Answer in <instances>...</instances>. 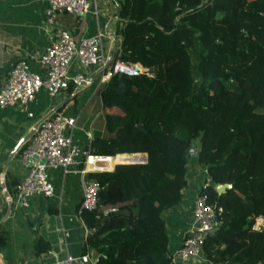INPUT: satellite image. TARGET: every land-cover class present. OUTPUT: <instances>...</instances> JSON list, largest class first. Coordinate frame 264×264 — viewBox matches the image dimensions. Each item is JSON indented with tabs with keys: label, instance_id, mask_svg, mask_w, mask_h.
I'll return each instance as SVG.
<instances>
[{
	"label": "trees",
	"instance_id": "1",
	"mask_svg": "<svg viewBox=\"0 0 264 264\" xmlns=\"http://www.w3.org/2000/svg\"><path fill=\"white\" fill-rule=\"evenodd\" d=\"M125 1L120 57L154 75L115 73L97 89L104 132L89 152L124 162L90 172L98 264H175L163 214L182 197L195 143L219 221L202 244L209 264H264V230L252 228L264 215V0ZM134 153L147 160L126 163ZM218 183L232 186L218 194ZM48 248L35 241L37 254Z\"/></svg>",
	"mask_w": 264,
	"mask_h": 264
},
{
	"label": "crops",
	"instance_id": "2",
	"mask_svg": "<svg viewBox=\"0 0 264 264\" xmlns=\"http://www.w3.org/2000/svg\"><path fill=\"white\" fill-rule=\"evenodd\" d=\"M125 3V0H89L90 8L85 14L74 16L60 11L56 22L47 25L44 23L46 0H0V86L19 59L26 60L31 70L40 72L38 58L60 27L70 28L77 41L102 32L101 49L105 58L111 60L116 53ZM96 69L81 65L76 58L71 72H83L84 80L90 78L86 83H73L55 96L41 88L26 107L20 104L0 106V238L4 240L0 244V264H56L67 254L96 253L89 241L94 234V227L88 220L90 210L78 212L83 189L81 174L74 167L68 171L60 166L49 167L53 195H35L29 207H21L13 199L17 184L25 174L19 152L6 164L17 143L58 105L56 110L76 118V125L70 132L73 143L89 150L93 135L104 132V118H99L103 115L102 102L97 90L100 72L95 73ZM198 150L195 143L186 163L187 184L179 203L163 214L171 254L179 248L192 223L196 197L203 186L211 182L198 160ZM118 156L107 157L113 161L110 168L104 170H112L122 158ZM98 166L89 165L90 172L102 171ZM39 238L47 242L49 248L37 254L35 241ZM175 263L209 264L203 249L187 259L177 257Z\"/></svg>",
	"mask_w": 264,
	"mask_h": 264
},
{
	"label": "built area",
	"instance_id": "3",
	"mask_svg": "<svg viewBox=\"0 0 264 264\" xmlns=\"http://www.w3.org/2000/svg\"><path fill=\"white\" fill-rule=\"evenodd\" d=\"M46 1L44 23L47 25H53L56 22L57 14L60 11L80 16L88 12L90 8L89 0ZM102 37L103 33L99 31L77 41L70 28L60 27L46 50L38 58L42 67L40 72L31 70L24 59L13 63L0 86V106L20 104L26 107L41 88H45L50 96H55L66 90L71 84H79L85 76L81 71L71 72L72 63L76 58L83 66L103 67L100 71V85L115 73L146 74L150 77L154 75L150 68L143 66L140 62L120 57V36L116 38V53L105 66L106 58L101 49ZM75 125L76 118L55 110L39 123L33 135L22 145L19 158L25 168V174L19 180L14 191L15 204L29 207L35 195H53L54 188L48 169L60 166L64 171L74 167L81 174L83 194L78 212L97 208V193L100 184L90 176L89 165L92 158L101 161L112 155L91 154L89 150H83L73 143L70 132ZM141 162L145 161L142 159ZM117 163L120 162L115 164ZM98 168L100 170L107 169ZM216 212L215 205L208 201V195L205 192L199 193L194 201L192 223L187 229L181 245L172 254L174 263L177 257L187 259L202 249L205 237L218 227L219 221ZM252 228L256 231L264 230V215L254 218ZM98 260L99 255L96 253L79 256L67 254L59 258L56 264H98Z\"/></svg>",
	"mask_w": 264,
	"mask_h": 264
},
{
	"label": "water",
	"instance_id": "4",
	"mask_svg": "<svg viewBox=\"0 0 264 264\" xmlns=\"http://www.w3.org/2000/svg\"><path fill=\"white\" fill-rule=\"evenodd\" d=\"M110 58L106 59L105 62V66L109 63ZM103 67H99L96 69L95 73H99L100 71H102ZM88 80H90V78H88L87 80H83L82 84L86 83ZM59 107L56 106L54 108H52L41 120H39L34 126L33 128L17 143V145L15 146V148L13 149V151L9 154L7 160H6V164L9 163V161L13 158V156L20 151L22 145L33 135V133L35 132L37 126L39 125V123L41 121H43L44 119H46L47 117H49L57 108ZM136 154V153H134ZM143 155V157L139 160V161H135V162H126V163H139L141 162V160L143 159L144 161L147 160V154L146 153H140ZM120 163H124V162H120ZM232 186V184L230 183H218L215 186V190L218 194H221L223 192L226 191L227 188H230Z\"/></svg>",
	"mask_w": 264,
	"mask_h": 264
},
{
	"label": "rangeland",
	"instance_id": "5",
	"mask_svg": "<svg viewBox=\"0 0 264 264\" xmlns=\"http://www.w3.org/2000/svg\"><path fill=\"white\" fill-rule=\"evenodd\" d=\"M101 116H103V115L101 114L99 118H102Z\"/></svg>",
	"mask_w": 264,
	"mask_h": 264
},
{
	"label": "bare ground",
	"instance_id": "6",
	"mask_svg": "<svg viewBox=\"0 0 264 264\" xmlns=\"http://www.w3.org/2000/svg\"><path fill=\"white\" fill-rule=\"evenodd\" d=\"M133 162H135V161H133Z\"/></svg>",
	"mask_w": 264,
	"mask_h": 264
}]
</instances>
